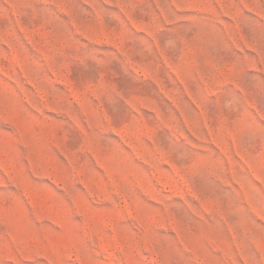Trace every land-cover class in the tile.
Instances as JSON below:
<instances>
[{
	"label": "rangeland",
	"instance_id": "374dc122",
	"mask_svg": "<svg viewBox=\"0 0 264 264\" xmlns=\"http://www.w3.org/2000/svg\"><path fill=\"white\" fill-rule=\"evenodd\" d=\"M0 264H264V0H0Z\"/></svg>",
	"mask_w": 264,
	"mask_h": 264
}]
</instances>
